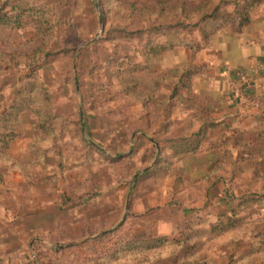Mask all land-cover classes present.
Masks as SVG:
<instances>
[{
    "label": "rangeland",
    "instance_id": "374dc122",
    "mask_svg": "<svg viewBox=\"0 0 264 264\" xmlns=\"http://www.w3.org/2000/svg\"><path fill=\"white\" fill-rule=\"evenodd\" d=\"M115 1L0 0L30 21L0 31V52L17 54L0 60V264H264L263 140L225 120L233 159L189 182L200 140L181 129L200 128L183 119L186 70L142 52L178 20L128 19Z\"/></svg>",
    "mask_w": 264,
    "mask_h": 264
},
{
    "label": "crops",
    "instance_id": "0c3cea01",
    "mask_svg": "<svg viewBox=\"0 0 264 264\" xmlns=\"http://www.w3.org/2000/svg\"><path fill=\"white\" fill-rule=\"evenodd\" d=\"M233 10V6L223 7L220 13L201 22L192 32H169L167 40L178 45L156 60L162 63L159 71L186 70L185 74L192 73L191 92L183 86L177 88L178 94L185 96L181 101L186 108L184 121L197 118L200 129L206 122L216 124L214 129L207 132V136L212 138L211 142L196 154L192 152L189 155L192 159L189 182H210L209 174L223 165L224 152L219 145L225 120H229L236 129L234 133L246 130L253 137L262 139L260 150L264 155V71L251 76L246 83L237 77V74L254 70L264 62V0L251 9L250 23L243 28L240 27L241 18L231 19L236 20L233 22L225 21L228 20L226 15ZM159 20L172 19L164 15ZM193 20L200 19L195 17ZM195 67L200 68L199 71H195ZM177 99L175 95L174 100ZM257 102L261 103L260 108ZM198 104L200 110L197 114L192 108ZM174 120V117H169L168 123H180ZM169 128L171 131L173 127ZM185 130L191 133L182 137L197 138L194 130L187 127L181 129ZM28 145L29 141L25 138L13 144L11 156L19 164L26 163L30 158ZM231 153L235 154L233 150ZM203 155L208 156L207 163L199 162L198 157Z\"/></svg>",
    "mask_w": 264,
    "mask_h": 264
},
{
    "label": "trees",
    "instance_id": "16d2710c",
    "mask_svg": "<svg viewBox=\"0 0 264 264\" xmlns=\"http://www.w3.org/2000/svg\"><path fill=\"white\" fill-rule=\"evenodd\" d=\"M115 2L118 3L116 4L115 8L123 12V16L128 19H130L135 14L139 15L147 12L156 16L158 19L159 17L167 15L172 20H178L177 24L159 25L158 29L155 30V33L147 38V44L142 50L143 55L146 57H160L178 45L167 40L166 36L169 32H192L200 25L201 22L215 17L221 12L223 7L228 6H233L234 10L232 13L226 15L228 20L225 21L233 22L236 20L231 19L238 17L241 18V20H239L240 27H246L250 23L251 9L257 3L261 2V0H242L241 3H239L238 0H116ZM4 7L5 5L0 7V31L7 28L11 30H20L23 29L28 22H30L27 20L28 10L14 7L13 12H15V14L11 16L8 14V12L4 11ZM195 17L199 18L200 20L192 22L194 21L193 19ZM38 25L39 27L36 37L38 40L35 52H37L39 41H43L47 37L46 31H44L47 30L45 24L43 22H39ZM16 56L17 54L14 52H0V60L9 61L8 63L13 62ZM191 75V72H187L182 80L183 88L187 89L189 93L191 92ZM215 126L216 124L214 122H206L196 135L200 140L198 143L199 145H196L194 148L187 149L185 152H199V150L205 146V144L211 142L212 138L207 136V132L210 129H214ZM219 146L224 152L225 160L223 165H219L216 170L209 174L208 181L212 179V176L215 174V172H218V170H224L227 164L230 163L226 161L227 158H232V154L223 140H220ZM233 226L234 225L232 224L230 229H232ZM228 231L229 229L220 228L218 234H223Z\"/></svg>",
    "mask_w": 264,
    "mask_h": 264
},
{
    "label": "built area",
    "instance_id": "2783aa9c",
    "mask_svg": "<svg viewBox=\"0 0 264 264\" xmlns=\"http://www.w3.org/2000/svg\"><path fill=\"white\" fill-rule=\"evenodd\" d=\"M261 71H264V62L259 65L256 69L251 70V71H244L239 74H237V77L239 78L240 81L246 83L249 81L251 76L259 74ZM257 107H261V103L257 102L256 103Z\"/></svg>",
    "mask_w": 264,
    "mask_h": 264
},
{
    "label": "water",
    "instance_id": "95a60500",
    "mask_svg": "<svg viewBox=\"0 0 264 264\" xmlns=\"http://www.w3.org/2000/svg\"><path fill=\"white\" fill-rule=\"evenodd\" d=\"M98 10L100 11V8L98 7ZM101 23L103 24V18H102V16H101Z\"/></svg>",
    "mask_w": 264,
    "mask_h": 264
}]
</instances>
